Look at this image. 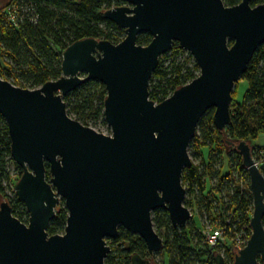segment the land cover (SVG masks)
Here are the masks:
<instances>
[{
	"label": "water",
	"instance_id": "water-1",
	"mask_svg": "<svg viewBox=\"0 0 264 264\" xmlns=\"http://www.w3.org/2000/svg\"><path fill=\"white\" fill-rule=\"evenodd\" d=\"M124 1L104 12L125 29L120 43L94 37L74 42L63 53V75L36 89L0 77V114L12 157L23 168L15 193L30 213L26 223L8 201L0 204V264H106L107 240L117 238L120 227L140 235L153 255L164 248L154 211L166 208L178 227L194 216L182 180L193 163L189 146L209 109H215L219 130L231 122L233 92L264 44V3ZM142 33L153 36L148 45L138 44ZM175 42L194 56L200 73L158 103L150 98V81ZM93 79L107 88L110 134L72 117L64 100ZM236 150L249 172L254 210L252 234L234 264H264V174L250 142L239 141ZM62 199L67 225L50 235ZM215 261L226 264L220 253ZM132 264L159 263L134 254Z\"/></svg>",
	"mask_w": 264,
	"mask_h": 264
},
{
	"label": "trees",
	"instance_id": "trees-1",
	"mask_svg": "<svg viewBox=\"0 0 264 264\" xmlns=\"http://www.w3.org/2000/svg\"><path fill=\"white\" fill-rule=\"evenodd\" d=\"M241 1L224 0L228 6ZM262 2L264 0H253L252 4ZM125 4L124 0H9L0 4V77L30 89L57 80L63 75V53L74 42L94 37L118 44L126 37L125 29L104 15L107 9ZM152 39L150 33H142L137 42L148 45ZM199 73L200 67L194 56L175 42L160 57L150 81V98L158 103L165 100ZM241 79L247 80L249 87L241 102L233 92L231 122L226 129L221 131L215 126V109H209L191 141L195 156L202 159L183 172L182 180L187 188L185 205L196 210L193 218L186 227H178L172 223L166 208L153 212L155 229L163 238V250L168 255L163 264L175 261L174 264H216L217 253L224 256L226 264H234L238 239L247 241L252 234L254 196L249 172L236 144L241 140L250 142L253 157L261 159L259 167L264 174V149L252 143L264 133V44L255 52ZM107 95L105 84L93 79L68 93L64 100L69 114L90 126L100 117L105 122ZM227 143L231 145L230 150ZM225 156L229 162L227 172L224 171ZM11 163L15 160L11 153L9 127L0 114V195L8 198L14 215L28 223L30 213L15 193L17 179L11 176ZM46 167L47 178L51 179L50 165L47 163ZM22 174L23 168L17 165V175L21 177ZM67 217L68 209L63 199L56 217L49 224V234L64 233ZM208 224L223 230L224 239L216 245L208 244L203 234ZM119 231L117 238L107 240L111 252L106 264H132L134 254L144 258L152 256L140 235L124 227Z\"/></svg>",
	"mask_w": 264,
	"mask_h": 264
},
{
	"label": "rangeland",
	"instance_id": "rangeland-1",
	"mask_svg": "<svg viewBox=\"0 0 264 264\" xmlns=\"http://www.w3.org/2000/svg\"><path fill=\"white\" fill-rule=\"evenodd\" d=\"M9 0H0V4H6L8 3ZM2 62V61H1ZM2 66H5L4 63H2ZM249 87V84H248V81L245 80V79H240L239 82L237 83V86L235 88V93H234V96L235 98L238 100V101H243L244 100V96H245V93L247 91ZM90 126L94 127L96 130L100 131V132H103V133H106V134H110L111 133V127L108 125L106 119H105V122L103 121L102 117H100V119L98 120L97 123H93V124H90ZM252 143L253 145H260L262 146L261 147V150L264 149V133L260 134L257 138H254L252 140ZM226 145V144H225ZM189 153L191 155V158H192V161L195 162V163H200L202 161V159L198 158L197 156H195V150H193L191 148V144L189 146ZM16 163V162H15ZM11 163L10 164V171H11V176L12 177H16L17 181H18V178L20 176L17 175V163ZM228 168H229V162H228V157L225 156V166H224V171H228ZM209 177V176H208ZM207 177V178H208ZM209 184H210V181H209ZM212 184V183H211ZM214 184H216V181L214 180ZM192 194V193H191ZM194 198V197H193ZM63 200V199H62ZM3 201H8V198L6 196H3V195H0V203L3 202ZM9 202V201H8ZM62 205V201L61 203L59 204V206L57 207V211L59 210V208L61 207ZM193 213L196 212V210H192ZM196 219L198 220V217L196 216ZM210 225V224H208ZM219 254V253H218ZM151 259V262L152 263H159V264H163V262H165V260L168 259V255L165 253L164 250L162 251H159L155 254H153L152 256L149 257ZM176 263L173 262V264Z\"/></svg>",
	"mask_w": 264,
	"mask_h": 264
},
{
	"label": "built area",
	"instance_id": "built-area-1",
	"mask_svg": "<svg viewBox=\"0 0 264 264\" xmlns=\"http://www.w3.org/2000/svg\"><path fill=\"white\" fill-rule=\"evenodd\" d=\"M262 154L264 156V153L262 151ZM264 159V158H263ZM257 164L259 165V163L261 162V159H256ZM15 190V187H14ZM203 234L205 235V238L208 242V244L210 245H216L218 242L222 241L224 239V233L223 230L220 228H216L213 225H206L203 229ZM238 244L236 245L237 247V253L239 252L240 249H242L243 247H245V245L247 244V241H241V239H238Z\"/></svg>",
	"mask_w": 264,
	"mask_h": 264
},
{
	"label": "flooded vegetation",
	"instance_id": "flooded-vegetation-1",
	"mask_svg": "<svg viewBox=\"0 0 264 264\" xmlns=\"http://www.w3.org/2000/svg\"><path fill=\"white\" fill-rule=\"evenodd\" d=\"M252 1H253V0H252ZM262 3H264V2H262ZM251 4H252V2H251ZM260 4H261V3H260ZM252 5H253V4H252ZM257 5H258V4H257ZM253 6H256V5H253ZM237 254H238V253H237ZM237 254H236V255H237ZM235 257H236V256H235Z\"/></svg>",
	"mask_w": 264,
	"mask_h": 264
}]
</instances>
